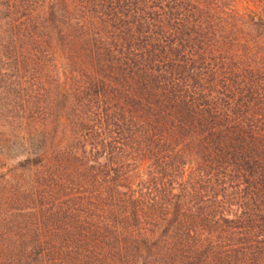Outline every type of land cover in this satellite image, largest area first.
I'll return each mask as SVG.
<instances>
[{"label": "trees", "instance_id": "16d2710c", "mask_svg": "<svg viewBox=\"0 0 264 264\" xmlns=\"http://www.w3.org/2000/svg\"><path fill=\"white\" fill-rule=\"evenodd\" d=\"M0 264H264V0H0Z\"/></svg>", "mask_w": 264, "mask_h": 264}]
</instances>
